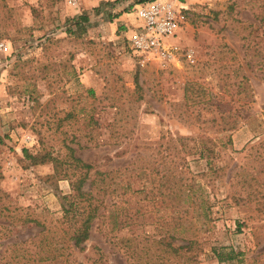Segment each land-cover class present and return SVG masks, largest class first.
I'll list each match as a JSON object with an SVG mask.
<instances>
[{"label":"rangeland","instance_id":"1","mask_svg":"<svg viewBox=\"0 0 264 264\" xmlns=\"http://www.w3.org/2000/svg\"><path fill=\"white\" fill-rule=\"evenodd\" d=\"M138 1L0 0V264H264V0H183L168 58L132 53Z\"/></svg>","mask_w":264,"mask_h":264},{"label":"built area","instance_id":"2","mask_svg":"<svg viewBox=\"0 0 264 264\" xmlns=\"http://www.w3.org/2000/svg\"><path fill=\"white\" fill-rule=\"evenodd\" d=\"M182 1L139 0L134 4L135 23L126 31V40L134 55L139 58L172 56L167 40L178 33ZM69 3L74 5L77 0H69ZM0 49L6 51L7 44L0 43Z\"/></svg>","mask_w":264,"mask_h":264},{"label":"trees","instance_id":"3","mask_svg":"<svg viewBox=\"0 0 264 264\" xmlns=\"http://www.w3.org/2000/svg\"><path fill=\"white\" fill-rule=\"evenodd\" d=\"M89 21V18L86 14H80L77 17H73L72 18V26L69 27L67 29V31L69 33H72L73 27H76L77 29L80 30V32H84L86 30V23ZM202 155V151L200 152ZM23 154L25 156H27L32 163L36 164V163H43L45 162V160L51 161L53 162L55 169L56 167H58L59 161L56 160L54 157L48 156L47 154H42L40 157H38V155H31L29 154L27 149H23ZM73 162L75 163V165L80 166L81 169L84 170L85 175L84 176H80L74 186V194H70L69 196H63L66 199H70V205L69 207H65V204H63V212L65 214H70L71 213V218H76L75 221L79 220V217L81 219V226L79 228H77L75 230V233L72 236V239L74 241V244L76 246L77 249H83L81 245V243L83 241H85L88 236H89V231L91 228V222L93 220V218L96 216L97 210H98V205H91L88 204V210H82L83 212H81V210H76V207L74 206L76 203H78L79 201H81V199L83 200H87L89 198V196L91 195L90 192H84L82 191V185L86 179V175L87 172L92 168L91 164L89 163H85L83 162L80 158L72 156ZM102 172H97V174H100ZM105 174V173H104ZM79 200H76L75 198H78ZM74 198V199H73ZM73 199V200H72ZM75 203V204H74ZM203 205V202H202ZM84 213H86L85 215H83ZM83 215V216H82ZM82 216V217H81ZM192 239L189 241V251L192 250ZM184 246H177L174 247V252H178L180 249H182ZM213 252L215 254V257L218 259L219 262H224L226 260H231L233 258H235L238 253H234V251L230 248L227 252L223 253L221 250H218L216 248H213ZM45 260H49V257H41L39 259H37L36 261L33 259V261L35 262H40V261H45Z\"/></svg>","mask_w":264,"mask_h":264},{"label":"crops","instance_id":"4","mask_svg":"<svg viewBox=\"0 0 264 264\" xmlns=\"http://www.w3.org/2000/svg\"><path fill=\"white\" fill-rule=\"evenodd\" d=\"M134 4H136V3H134ZM134 6V5H133ZM120 9V8H119ZM129 13H128V11L126 12V11H122V12H120L118 15H117V17L115 18V19H117V20H119V21H123L124 19H125V15H128ZM121 23H123V22H121Z\"/></svg>","mask_w":264,"mask_h":264}]
</instances>
